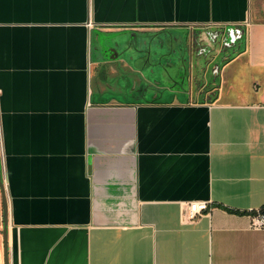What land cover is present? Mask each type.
I'll use <instances>...</instances> for the list:
<instances>
[{
    "label": "crops",
    "instance_id": "crops-1",
    "mask_svg": "<svg viewBox=\"0 0 264 264\" xmlns=\"http://www.w3.org/2000/svg\"><path fill=\"white\" fill-rule=\"evenodd\" d=\"M206 26L198 84L125 45ZM0 185V264H264V0H0Z\"/></svg>",
    "mask_w": 264,
    "mask_h": 264
},
{
    "label": "flooded vegetation",
    "instance_id": "flooded-vegetation-1",
    "mask_svg": "<svg viewBox=\"0 0 264 264\" xmlns=\"http://www.w3.org/2000/svg\"><path fill=\"white\" fill-rule=\"evenodd\" d=\"M225 27L206 26L196 28L195 32L180 31L176 38L164 37L163 40L159 39L156 43L134 38L131 39L129 45H125L132 50L142 47L145 50H150V48H154L155 44L157 49L162 52V57L171 59L172 65L181 70L182 77L189 78L193 72L192 78L198 84L202 83L203 74L205 77L214 76L219 66L228 59L229 55L242 46L243 32L241 28L233 26L231 31L225 32L223 30ZM206 71L209 73L207 76Z\"/></svg>",
    "mask_w": 264,
    "mask_h": 264
},
{
    "label": "built area",
    "instance_id": "built-area-1",
    "mask_svg": "<svg viewBox=\"0 0 264 264\" xmlns=\"http://www.w3.org/2000/svg\"><path fill=\"white\" fill-rule=\"evenodd\" d=\"M207 204L203 201H189L184 203V213L183 216L186 220H195L202 214L206 213ZM250 216V225L255 228L264 227V206L248 212Z\"/></svg>",
    "mask_w": 264,
    "mask_h": 264
},
{
    "label": "water",
    "instance_id": "water-1",
    "mask_svg": "<svg viewBox=\"0 0 264 264\" xmlns=\"http://www.w3.org/2000/svg\"><path fill=\"white\" fill-rule=\"evenodd\" d=\"M233 29V26H228V27H225L223 30L225 32L227 31H231ZM0 204H1V220H2V240H3V254L5 256V251H6V232H5V228H6V210H5V206H4V200H3V195H2V191H1V185H0Z\"/></svg>",
    "mask_w": 264,
    "mask_h": 264
},
{
    "label": "rangeland",
    "instance_id": "rangeland-1",
    "mask_svg": "<svg viewBox=\"0 0 264 264\" xmlns=\"http://www.w3.org/2000/svg\"><path fill=\"white\" fill-rule=\"evenodd\" d=\"M196 29H191V30H187V32H195ZM198 31V30H197ZM173 66V65H172ZM208 68V67H207ZM194 74H195V71H194ZM209 75L208 71H206V76Z\"/></svg>",
    "mask_w": 264,
    "mask_h": 264
},
{
    "label": "trees",
    "instance_id": "trees-1",
    "mask_svg": "<svg viewBox=\"0 0 264 264\" xmlns=\"http://www.w3.org/2000/svg\"><path fill=\"white\" fill-rule=\"evenodd\" d=\"M263 206H264V205L260 206L259 209L262 208ZM252 211H253V210H251V211H249V212H252Z\"/></svg>",
    "mask_w": 264,
    "mask_h": 264
}]
</instances>
